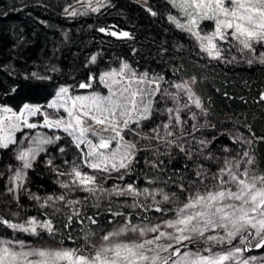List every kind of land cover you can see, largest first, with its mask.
<instances>
[{
    "label": "trees",
    "instance_id": "trees-1",
    "mask_svg": "<svg viewBox=\"0 0 264 264\" xmlns=\"http://www.w3.org/2000/svg\"><path fill=\"white\" fill-rule=\"evenodd\" d=\"M79 1L0 0V106L18 112L26 104L42 105L52 100L61 86L69 87L73 95L104 93L101 73L119 67L123 61L129 62L137 71L163 77L164 89L195 78L194 93L203 106L200 108L202 116L194 120L198 131L176 141L194 153L192 159L175 146L169 149L167 144L153 139L152 145L156 147L140 151L131 172L123 180L119 179L120 173H116V177L106 181L105 188L133 184L138 189H163L169 194L175 193L180 201H184L186 193L178 185L183 183L187 189L190 181L197 180V164L209 173H216L225 159L240 160L246 149L255 158V171L264 174V66L207 61L194 39L169 21V15H179L170 0H147L155 16L132 0H109V5L98 13L64 15L67 7ZM111 27L130 32L131 39L118 42L100 31ZM213 27L209 21L201 25L205 31H211ZM32 73L49 78L36 79ZM81 83H89L91 87L80 88ZM156 119L154 115L142 122L138 131L137 125L132 128L140 134L146 131V135L154 136L151 130ZM160 135L163 137L161 130ZM238 135L251 139V146L237 143ZM127 138L137 142L136 138ZM200 140L209 143L200 145ZM58 146L53 152L55 163L51 167L67 172L75 163L83 172L97 175V183L102 181L98 172L90 171L83 164L81 152L72 146L70 140L61 139ZM60 148L64 149L63 153ZM156 149L159 155L155 153ZM201 150L213 159L196 155ZM169 151L171 155H166ZM9 152V149H2L0 169L9 161ZM45 160L48 161L47 158H40L39 164L30 172L29 184L26 185L30 194L41 197L43 202L48 196L63 194L66 200H79L81 203L69 206L64 201H58L55 208H59V212H54L53 207L41 209L24 195L18 194L16 199L7 195L8 191L0 180V217L15 223H24L32 217L38 221L50 219L58 229L55 240L63 239V246L72 248L84 244L81 229L85 226L99 232L125 222L123 216L113 217L109 208L130 215L132 222L151 223L174 215L171 211L164 214L154 210L145 212L141 208L129 211L120 202L126 204L133 198L124 196L102 197L100 207H93L95 200L89 193L75 186L61 189L54 173L43 164ZM153 163L158 167L153 168ZM139 199L141 203H152L151 198L147 201L144 197ZM156 199L162 200V196L158 195ZM161 206L172 207L169 204ZM73 207L81 215L79 218L73 216L71 226L66 228L67 217L72 215ZM85 217L96 218L98 223L91 225ZM80 219L84 220V225L79 223ZM0 227L9 229L2 224ZM40 238L54 239L41 230L39 237L30 235L29 241Z\"/></svg>",
    "mask_w": 264,
    "mask_h": 264
},
{
    "label": "snow or ice",
    "instance_id": "snow-or-ice-1",
    "mask_svg": "<svg viewBox=\"0 0 264 264\" xmlns=\"http://www.w3.org/2000/svg\"><path fill=\"white\" fill-rule=\"evenodd\" d=\"M170 3L183 13L184 21L173 15L168 16L169 21L176 28L195 37L201 49L213 59L222 58L223 49L218 42L224 41L229 47H236L241 52L247 50L251 54L249 64L253 61L264 64V52L256 55V46L264 47V0H170ZM92 11H99V7L92 8ZM70 15L75 16L76 12L73 11ZM152 15L155 16L156 13L152 12ZM205 21L214 25L211 31L201 28ZM100 31L103 32L105 29ZM108 34L131 39L128 32ZM95 59L96 57L93 56L92 60ZM129 68L130 66L125 63L120 71L106 72L100 77L101 82L109 88L107 96L93 94L73 97L69 94V87L61 86L56 93V99H53L47 108L57 112L63 108L67 113V119L53 118L40 106L27 104L19 114L9 108L0 109L5 113H11L10 116L0 117V149H7L10 145L17 144L12 132H4V120L13 121L10 127L14 131L38 127L62 129L81 150L84 165L96 172L120 173L119 179L123 180L124 176L131 172L138 150L136 144L126 141L122 133L126 129L134 132L135 130L130 127L131 124L139 128L141 122L150 120L153 114V100L148 99L145 102L144 90L133 88L132 85L148 82L155 85L153 92L158 93L160 81H163V77L149 79L148 73L137 77L133 70L127 77V86L122 87L119 92L113 91L112 85L121 83L116 77H125ZM32 75L36 79L49 78L42 77L38 73ZM108 79H111V84L107 82ZM192 82H195V78ZM79 87L90 88L91 84L81 83ZM174 87L186 91L191 103L197 108H203L200 99L196 97L187 82L176 83ZM149 95L151 96L152 93ZM162 96L171 98L178 106L165 109L169 115V122L153 128L151 131L154 136L143 135L140 138L163 140L169 149L175 146L188 159H192L194 153L191 150H186L181 143L167 140V137L174 134L171 130L172 120L181 124L179 114L182 109H189L190 105L185 103L182 107L179 106V95L169 93L167 90ZM37 115L43 116L42 124L29 122L28 117ZM192 119H196L195 113L192 114ZM86 120L92 123L86 125ZM95 126H101L103 132L110 131L112 135H102L94 130ZM161 127L164 129L163 137L160 135ZM193 128L196 129V125H193ZM181 132H183L182 128ZM135 134L140 136L139 132ZM26 139L31 141V145L16 149L15 155L20 166L10 177V182L15 185L14 188L9 189L12 192L23 188V182L27 179L26 170L32 169L37 156L47 151L44 146L55 144L61 137L37 133L34 137L29 136ZM114 140L117 141L115 148L112 147ZM236 142H243L250 147L253 141L238 135ZM198 143L207 145L209 141L200 140ZM81 145H85L86 149L81 148ZM59 151L63 153L64 149L60 148ZM155 153L160 154L158 149ZM165 154L171 155V152ZM196 155L203 156L204 159H213L211 155L205 156L202 150ZM243 157L247 159H225L223 166L216 173H209L202 165L197 164L195 175L198 182L190 181L187 189L183 183L178 185L179 189L186 193L184 201H180L175 193L169 194L163 189L153 191L148 188L138 189L133 184L124 187L116 185L111 189H105L102 184L97 183V175L85 173L79 165L73 163L67 173L70 179L61 182V187L70 189L75 186L89 193L95 200L93 207H100L102 197L111 199L112 196H130L133 198V202L127 205L130 208H141L145 212L154 210L164 214L171 211L174 213L173 217L160 223L132 224L130 215L126 216L123 212L112 211L109 208L108 211L113 217L123 216L125 223L105 232L100 236L98 243L93 242L92 239L96 236V232L87 226L81 229L84 232L82 237L84 244L72 248L64 247L63 239L58 241V247H52L32 246L23 240L0 238V264H250L249 259L243 258L244 250L252 245L253 241L255 247L264 248V174L257 175L252 171L250 166L255 163V158L249 151H244ZM47 164L51 166L52 160L49 159ZM242 164H247L249 167L241 170ZM152 167L156 168L158 165L153 163ZM101 179L106 180L107 176ZM30 195L34 200H41L39 196ZM158 195L162 196V200L156 199ZM141 196L145 201L151 198L152 203H141L139 199ZM58 201H64L69 206L81 203L79 200H66L65 195L62 194L58 197L48 196L40 206L53 207L54 212H59L60 209L55 208V203ZM163 204L172 207L165 208L161 206ZM80 215V211L73 207L72 215L67 217L65 227L71 226L73 216L79 218ZM85 219L91 225L98 223L93 217H85ZM79 223L84 225V220L80 219ZM0 224L15 232L28 233L36 237L41 235V230L52 238H55L58 232L50 219L38 221L32 217L24 223H15L0 217ZM129 233L135 234L136 238L125 239L124 237ZM238 238L239 245L243 247L232 246ZM224 245L232 247L214 251L217 246ZM255 259L252 257L251 261Z\"/></svg>",
    "mask_w": 264,
    "mask_h": 264
},
{
    "label": "rangeland",
    "instance_id": "rangeland-1",
    "mask_svg": "<svg viewBox=\"0 0 264 264\" xmlns=\"http://www.w3.org/2000/svg\"><path fill=\"white\" fill-rule=\"evenodd\" d=\"M132 1H135V2L139 3L145 9H147L149 12H151V13L153 12L151 10V6H150V4H149V2L147 0H132ZM109 2H110L109 0H80L75 5H71V6L67 7L65 9V11H64V15H66V16H73V15H70V13H72L73 11L76 12V15L75 16H79V15H83L84 16V15L91 14V13H98V12L102 11L105 7L108 6L109 5ZM96 7H99V11H96V12L92 11V8H96ZM177 9L179 11V8L178 7H177ZM177 18L180 19L183 22L184 21L183 13H181L179 11V15L177 16ZM184 32H186V31H184ZM188 34L194 39V41L196 42L197 46L201 50L202 55L205 57V59L207 61L211 62V63L214 62V63H222V64L225 63V64H229V63L244 62V63L249 64L248 63V60L251 58V54L248 53L247 50L241 52L238 48H236V47H229V45L226 42L219 41L218 42L219 43V46L223 49V51L221 53L222 58L221 59H213L212 57H210L207 53H205L201 49L200 44H199V41H197L195 39V37H193L190 33H188ZM256 47H257V51H256V55L257 56L261 52H264V47H261L259 45H257ZM125 63H127L130 66V68L127 70V72L125 74V77H119V76L116 77V79L120 80L121 83L120 84H113L112 85V90L113 91L119 92V90L122 87L127 86V77H129L131 75V72L133 70L136 72L137 77H139L142 74L146 73V72L137 71L136 69H134L131 66V64L129 62L123 61L119 67L112 68L110 70H107V71L101 73L100 77L104 73H106V72H110V71H120L122 69L123 64H125ZM251 64H258V65L264 66V64L259 63L257 61H253V63H251ZM153 77H157L158 78L159 76L148 74V78L149 79H152ZM192 81L193 80H188V81H181V82H178V83H185V82H187L189 84L191 90L194 92L195 83H193ZM107 82L109 84L112 83L111 79H108ZM101 83L105 87V92L104 93L103 92H91V93H84V94H79V95H73L71 93V91H69V94L71 96H73V97H75V96H88V95H93V94H100L102 96L109 95V88L106 87V85H105L104 82H101ZM163 86H164L163 81H160V92L154 93L153 92V89L155 88V85L154 84H149L148 82H145V83L140 84V85H137L135 83H133V85H132L133 88H137L138 87V88H141V89L144 90V92H145V96H144L145 102H147L148 99H152L153 100V114H152V117L151 118H153L154 115L157 118L155 120L156 122L154 124V126H155L154 128H156L158 125H162L164 123H168L169 122V115L165 111V109H167V108H175V107L178 106L177 103L174 100H172L171 98L166 97V96H162V93L165 90H167L169 93L178 94L179 95V106L182 107L185 103H188L190 105V108L189 109H182V111L179 114L180 115V119L182 121L181 124H178L177 121L172 120V128H171V130L173 131L174 134L172 136L167 137V140L177 141L179 139L185 138L186 136H189L190 134L196 133V131H198V129L192 130L193 125L196 123L192 119V114L195 113L196 120L199 119L200 116H202V114H203L202 112L200 113V108H197L194 104L191 103V101L188 98V95H187V92L186 91H181V90L176 89L174 87V84L171 87H168V88H165V89L163 88ZM69 90H70V88H69ZM149 93H152V95L150 96ZM53 99H56V96ZM52 100H50L49 102H47L45 104H42V105H34V104H27V105L40 106L43 111H47L53 118L64 117L65 119H67V113L63 110V108H61L58 112L56 110H54V109H48L47 108V105ZM3 108H9V109L12 110V112H15V113L19 114L23 110L24 106H22L21 109H20V111H18V112L14 111L10 107L0 106V109H3ZM10 115H11V113H5L3 111H0V117L10 116ZM28 119H29V122H34V123H37V124H42L43 123V116L42 115H37V116H34V117H28ZM11 123H13V121L4 120V122H3L4 132L5 133L12 132L13 135H14L15 140L17 141V144L10 145L9 148H7V149L10 150V152H9V159H8L9 161L5 162L1 166V169H0V180L4 184V186L6 187V189L8 191L7 192V195H10L11 197H13L15 199L18 197V194H20V196L21 195H24V196H26V198H28L29 200L33 201V203H35L36 206H38L39 208L43 209L44 207L42 208L40 206L43 203V201L42 200L37 201V200L32 199L31 198V195H30V192L28 190V186L26 187V185L29 184L30 172H31V170L36 165L39 164L38 162H39L40 158H42V157L47 158L48 160L51 159L52 160V165L51 166H54L53 164L55 163V158H53V152H54L55 149H57L59 147L58 144H59V141L61 139H62V141H64V140H66V141L67 140H70L71 143H72V146H74V147H76L75 146V142L62 129H48V128H43V127H38L37 129H27V128H23V130H15L14 131L10 127ZM91 123L92 122L90 120H86V125L87 124H91ZM189 124H192V125H189ZM133 125L134 124H131L130 127L132 128ZM139 128H136V130L138 131ZM181 128L183 129V132H181ZM94 130L95 131H99L102 135H105V136L112 135V133L110 131L109 132H103L101 126H95ZM136 130L134 132H129L126 129L122 133V135H124V138H125L126 141H131V142H133V143L136 144L138 151L136 152L135 159H136V157H137V155L139 154L140 151H142V150H153L156 147V146H153L152 145V140L153 139H151V140H145V139H141L140 138L141 136L146 135V131H143V134H140V136H137L135 134L137 132ZM160 130H161L162 134L164 135V129L161 127ZM37 133H42V134L47 135V136H50V137L51 136H57L58 135V136L61 137V139L59 141H57L55 144L45 145L44 146L47 149V151L46 152H41L37 156V158H36V160H35V162L33 164V168L26 170V172H27V179L23 182V188L20 189V190H18V191H16V192L9 191L10 188H14L15 187L14 183H11L10 182V177L13 175L14 171L17 168H19V166H20V162L16 159V155H15L16 149L18 147H27V146H30L31 145V141L29 139H26V137H29V136L34 137ZM223 134H228V133H223ZM89 135H90V138H92L91 137V134H89ZM127 136H130L132 138H136L137 139V142L136 141H133L131 139H128ZM94 142H95V140H94ZM159 142L161 144H166L163 140H160ZM116 143H117V141L114 140L113 143H112V147L113 148L116 147ZM81 148L86 149V146L85 145H81ZM77 150L81 152L80 149L77 148ZM225 150L227 151L228 149H225ZM1 151H2V149H0V156H1ZM245 151H248V150L246 149ZM81 155H82V153H81ZM238 156H240V155H238ZM233 158H235V157H233ZM242 159H245V160L247 159V158L243 157V153H242ZM43 164L46 165V167L49 168L52 171V173H54V175H55V177H56V179L58 181L59 187L61 189H63V190H66L65 188H62L61 187V182H67V181H69L70 177L67 175V173L69 171L62 172V170L57 169V167L55 168V167L49 166L47 164V161L44 162ZM244 167H249V166L247 164H242L241 165V170H243ZM250 167H251L252 171L255 174L261 175V174H258L255 171L253 165H251ZM90 171H95V170L90 169ZM58 173H63L64 175H59ZM98 173L102 177L107 176V179L106 180H102L101 182L98 181V184H102V186L105 188L106 181L107 180H110V179H112L114 177H116L115 174L117 172H114L113 171L110 174H105V173H102V172H98ZM105 189H110V187L107 186V188H105ZM120 197H122V196H120ZM141 197H143V196H141ZM126 198H130V196H128ZM59 202H62V201H59ZM132 202H133L132 200H129L126 204L123 203V202H120L121 203L120 205L123 206V207H125L129 211L135 212V211H137L136 209H133V208H130V207L127 206V205L131 204ZM172 217H169V218H172ZM169 218H166V219H169ZM162 220H165V219H162ZM162 220L153 221L151 223H160V222H162ZM124 223H125L124 221H121L119 224L115 225L114 227H111V228H109L107 230L105 229V230H101L99 232H96V236L92 238L93 239V242H97L98 243L99 240H100V236H102L105 232L111 231L114 228L119 227L120 225H122ZM132 224H146V223L140 222V221H137V220H134L132 222ZM0 238H8V239H12V240H23V241H25L26 243H28V244H30L32 246H52V247H58L59 246V244H58V241L59 240L56 241L55 238L52 239V240H49V239L44 240L43 238H40V239H36L35 241H29L30 235H28L27 233H24L23 234L21 232H15L13 230L5 229L3 227H0ZM124 238L125 239H129V238H136V237H135V234L129 233L127 235V237H124ZM254 245H255V241H253V244L252 245H249L248 248L244 250V252L242 254L243 255V258L249 259L250 260V264H264V248H257ZM232 246H241V247H243L242 245H239V238L236 241L233 242V245ZM232 246H228V245L217 246L216 248H214V251L225 250L227 247H232ZM201 247H203V245H201ZM193 250H195V248H193ZM205 254H207V253H205ZM252 257H255L256 258L255 261H251V258Z\"/></svg>",
    "mask_w": 264,
    "mask_h": 264
},
{
    "label": "water",
    "instance_id": "water-1",
    "mask_svg": "<svg viewBox=\"0 0 264 264\" xmlns=\"http://www.w3.org/2000/svg\"><path fill=\"white\" fill-rule=\"evenodd\" d=\"M109 32H117L118 34L121 33V32H128V31H118L115 29V27H111L109 30H105V31H101L102 34L106 35V36H109ZM130 34V32H128ZM111 38H113L114 40L118 41V42H126V41H129L130 39L129 38H126V37H121L119 35L117 36H112L110 35ZM131 36V34H130Z\"/></svg>",
    "mask_w": 264,
    "mask_h": 264
},
{
    "label": "flooded vegetation",
    "instance_id": "flooded-vegetation-1",
    "mask_svg": "<svg viewBox=\"0 0 264 264\" xmlns=\"http://www.w3.org/2000/svg\"><path fill=\"white\" fill-rule=\"evenodd\" d=\"M193 248H195V246H193Z\"/></svg>",
    "mask_w": 264,
    "mask_h": 264
}]
</instances>
